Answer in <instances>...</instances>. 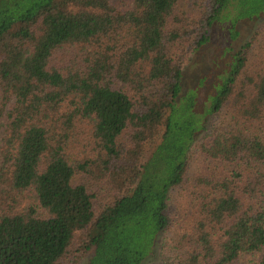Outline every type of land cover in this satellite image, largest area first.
Listing matches in <instances>:
<instances>
[{
  "label": "trees",
  "instance_id": "16d2710c",
  "mask_svg": "<svg viewBox=\"0 0 264 264\" xmlns=\"http://www.w3.org/2000/svg\"><path fill=\"white\" fill-rule=\"evenodd\" d=\"M242 7L264 17V0H0V264H145L163 236L160 264H264L253 44L200 123L177 115L189 57Z\"/></svg>",
  "mask_w": 264,
  "mask_h": 264
},
{
  "label": "rangeland",
  "instance_id": "374dc122",
  "mask_svg": "<svg viewBox=\"0 0 264 264\" xmlns=\"http://www.w3.org/2000/svg\"><path fill=\"white\" fill-rule=\"evenodd\" d=\"M250 4L251 1H249ZM245 9L246 7H242L239 13H235L234 16L226 18L223 16L220 21L218 20L210 32L209 42L197 53L191 55L184 67V93L190 90L188 93L190 98L181 102L180 94L177 115L181 116L185 112H190L191 118L185 117V119H189L191 123L192 120L195 123H200L206 113H209L215 91L220 87L224 77L230 73L234 61L233 54L236 51L251 42L253 44L250 53L251 59L258 64L264 62V17L256 21L242 20L248 17ZM205 165L204 156L199 152L195 153L190 176L193 177L204 171ZM184 204L183 198L175 197L173 202V207L176 209L175 215H181ZM164 237L159 240L155 257L145 264L162 263L161 250L164 245Z\"/></svg>",
  "mask_w": 264,
  "mask_h": 264
}]
</instances>
